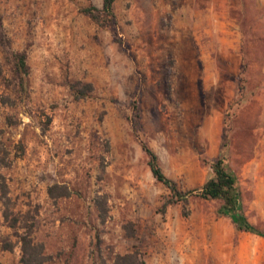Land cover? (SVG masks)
Listing matches in <instances>:
<instances>
[{"label":"rangeland","instance_id":"obj_1","mask_svg":"<svg viewBox=\"0 0 264 264\" xmlns=\"http://www.w3.org/2000/svg\"><path fill=\"white\" fill-rule=\"evenodd\" d=\"M102 4L0 0V264L30 231L47 264H264V237L219 200L174 202L142 148L181 191L224 149L264 231V0H116L100 25Z\"/></svg>","mask_w":264,"mask_h":264},{"label":"trees","instance_id":"obj_2","mask_svg":"<svg viewBox=\"0 0 264 264\" xmlns=\"http://www.w3.org/2000/svg\"><path fill=\"white\" fill-rule=\"evenodd\" d=\"M115 2L116 0H103L101 7L91 5L84 10V13L100 25L116 24ZM13 60L19 91L23 94L28 90L29 66L27 56L24 53H15ZM225 147L226 145H224ZM142 148L149 157V166L154 178L171 191L174 202L187 200L190 196L204 200H219L222 202L220 212L225 216H229L239 230L264 237V231L254 226L242 212L239 180L228 167L224 149L222 155L216 161H206L210 168V176L202 187L181 191L177 188L176 183L164 173L157 154L144 141H142ZM15 226L13 225V227ZM17 236L22 244L21 264H47L53 261L52 256L45 254L43 245L34 242L31 231ZM61 264H68V262ZM114 264H144V261L133 254H127L118 255Z\"/></svg>","mask_w":264,"mask_h":264}]
</instances>
